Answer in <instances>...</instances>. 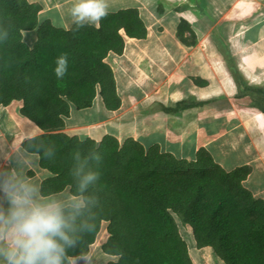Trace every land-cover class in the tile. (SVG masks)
Wrapping results in <instances>:
<instances>
[{
  "label": "trees",
  "instance_id": "trees-1",
  "mask_svg": "<svg viewBox=\"0 0 264 264\" xmlns=\"http://www.w3.org/2000/svg\"><path fill=\"white\" fill-rule=\"evenodd\" d=\"M42 10L29 0H0V26L9 30L0 43V107L23 101L21 114L43 131L23 149L38 155L41 168L52 174L43 183L45 194L73 190L70 170L77 152L102 157L94 165L100 173L93 188L99 199L94 230L67 255L88 256L107 224L109 237L101 249L117 258L109 264H195L178 217L191 227L198 248H212L223 264H264V200L244 185L249 166L228 172L205 148L188 161L134 139L120 143L107 135L97 142L63 131L72 108H91L98 93L107 110L120 108L106 59L123 54L125 37L147 38L139 11L109 12L98 27L74 31L41 20ZM31 31L37 36L33 47L24 40ZM61 55L68 57V71L57 79L55 61ZM41 146L51 147L54 156L45 158Z\"/></svg>",
  "mask_w": 264,
  "mask_h": 264
},
{
  "label": "crops",
  "instance_id": "crops-1",
  "mask_svg": "<svg viewBox=\"0 0 264 264\" xmlns=\"http://www.w3.org/2000/svg\"><path fill=\"white\" fill-rule=\"evenodd\" d=\"M32 2L43 7L40 19L49 10L44 20H63L64 29L72 27L60 9L75 0H52L51 6L46 0ZM107 3L109 12L137 9L148 36L125 37L123 54L106 59L120 108L107 110L98 93L91 108H72L63 131L97 142L107 135L120 143L134 139L188 161L205 148L228 172L249 166L244 185L264 200V0ZM23 106L14 101L0 107L1 121L12 128L0 132V169L15 167L26 152L24 142L43 133L21 114ZM32 160L29 175L42 183L52 177L38 155L32 154Z\"/></svg>",
  "mask_w": 264,
  "mask_h": 264
},
{
  "label": "clouds",
  "instance_id": "clouds-1",
  "mask_svg": "<svg viewBox=\"0 0 264 264\" xmlns=\"http://www.w3.org/2000/svg\"><path fill=\"white\" fill-rule=\"evenodd\" d=\"M108 13L107 0H75L68 10L74 31L98 27ZM50 23L65 28L63 20L50 18ZM8 37L9 30L0 26V43ZM55 64L54 74L62 79L68 71L67 55L58 57ZM38 151L45 158L55 154L51 147L41 146ZM101 159L95 152H77L70 170L73 190L60 195L45 194L42 181L29 175L32 153H22L10 170L0 169V264H77L78 259L93 264L91 256L72 257L67 250L94 230L99 199L93 188L100 179L94 165Z\"/></svg>",
  "mask_w": 264,
  "mask_h": 264
},
{
  "label": "rangeland",
  "instance_id": "rangeland-1",
  "mask_svg": "<svg viewBox=\"0 0 264 264\" xmlns=\"http://www.w3.org/2000/svg\"><path fill=\"white\" fill-rule=\"evenodd\" d=\"M29 1L32 2V0ZM51 1L52 0H46V4L51 6L52 5V3H50ZM73 3L74 2H70L68 4L63 5L62 8L60 9V12L66 13L68 15V10L70 9ZM49 12L50 11L47 10V12L41 17V20H44L48 16H51ZM62 17L67 24L71 22L69 15L67 17L63 15ZM35 37H37L35 31L26 32L24 40L27 44H30ZM11 129H12L11 126H7L6 123L4 121L2 122L0 118V132L2 131L1 133H4L3 130L11 131ZM177 223L179 226L180 234L187 243L189 253L195 264H223L222 261H220V259L216 256L212 248H203V249L198 248L190 226L184 224L183 221L178 217H177ZM108 237L109 234L107 232V224H103L97 242L92 247L91 252L88 255L92 257L93 264H109L111 261L117 260V258L105 254L101 249L103 243L107 241ZM77 264H87V262L83 259H78Z\"/></svg>",
  "mask_w": 264,
  "mask_h": 264
}]
</instances>
